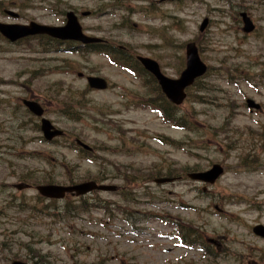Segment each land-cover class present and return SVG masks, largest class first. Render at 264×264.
Masks as SVG:
<instances>
[{
    "label": "rangeland",
    "instance_id": "1",
    "mask_svg": "<svg viewBox=\"0 0 264 264\" xmlns=\"http://www.w3.org/2000/svg\"><path fill=\"white\" fill-rule=\"evenodd\" d=\"M0 2V22L33 21L49 26L61 25L62 14L68 10L79 15L109 4L101 0ZM126 3L143 12L121 10L79 18L84 33L153 58L171 78L183 67L185 45L195 42L209 72L180 108L192 128L177 129L148 107L139 106L141 99L155 97L154 90L142 88L139 78L100 54L49 52V45L31 40L2 44L0 264L14 260L29 264H211L195 244L188 247L189 241L177 237L173 223L197 232L200 244L212 239L229 253L245 252L247 261L256 264L255 258L264 254V240L251 233L254 225H264V0ZM4 10L14 11L17 17L2 14ZM240 12L251 18L252 33H242ZM204 18L209 24L200 33L198 26ZM79 72L105 78L108 89L90 90L85 78L77 77ZM132 98L138 100L133 103ZM23 99L38 101L45 117L65 138L41 141L38 121L23 108ZM247 99L260 109L249 112ZM75 138L93 148L92 156L74 149L71 141ZM167 139L174 144L165 143ZM212 164L224 169L213 185L186 177ZM169 169L175 181L152 183L167 177ZM97 177L138 194L137 202L130 201L131 195L124 199L98 192L101 201L87 200L102 209L73 212L66 210L64 201L48 204L32 187L15 188L20 183L68 185L69 180L75 184ZM143 188L154 197H142ZM66 200L78 205L75 199ZM125 212L140 219L127 220ZM141 212L146 220L137 214Z\"/></svg>",
    "mask_w": 264,
    "mask_h": 264
},
{
    "label": "water",
    "instance_id": "2",
    "mask_svg": "<svg viewBox=\"0 0 264 264\" xmlns=\"http://www.w3.org/2000/svg\"><path fill=\"white\" fill-rule=\"evenodd\" d=\"M243 18V31L250 32L252 30V24L249 19L242 14ZM67 22L63 27H49L45 25H38L36 23H29L28 25H7L0 24V33L8 39L10 42H13L17 39L36 35V34H46L48 36H52L58 39H71L75 41H80L83 44L93 43L99 41L95 38H88L81 33V28L77 22L76 17L72 12H68L66 14ZM207 22L206 20L200 26V31H202ZM186 68L182 71L179 78L176 80H171L164 77L159 70L158 65L144 57H138V60L143 65V67L150 72L157 80L158 84L161 87L162 92L165 94L167 99L179 105L184 97V89L190 86L194 79L201 76L206 67L199 60L197 50L193 43H189L186 45ZM87 83L90 88L103 90L106 88V82L102 78L98 77H88ZM22 104L28 109L30 113L35 115L36 117H41L43 114V110L40 105L31 100H23ZM247 106L249 108L258 109L259 106L254 104L251 100L247 101ZM40 131L43 134V137L46 140H51L55 137L62 135V131L56 129L47 119L42 118L40 120ZM77 144L82 146L85 149H88L86 145L77 141ZM222 174V168L219 165H213L211 169L205 172L200 173H192L189 174L188 177L192 180H197L201 182H206L209 184H213L214 181ZM168 182L167 179H159L155 180V183H164ZM35 190L44 198L47 199H62L66 194H74L75 196H81L87 194L91 191H114L115 187L110 185L97 184L93 181L83 182L76 185L63 186V185H38L35 187ZM252 232L261 238H264V226L256 225L253 227ZM12 264H25L21 262H13Z\"/></svg>",
    "mask_w": 264,
    "mask_h": 264
},
{
    "label": "trees",
    "instance_id": "3",
    "mask_svg": "<svg viewBox=\"0 0 264 264\" xmlns=\"http://www.w3.org/2000/svg\"><path fill=\"white\" fill-rule=\"evenodd\" d=\"M117 3H120V0H117ZM51 45L52 46L48 47V49L46 51L54 52L59 47L56 43H53ZM103 52L110 56L112 63H115V64H118L120 66H123V67L131 70V72L133 74L143 77L144 80H145V83H147V81L149 80V79L146 78L145 72L139 67L138 63H136L135 60L131 58V56H129L127 54H124L123 52H121L118 49L103 50ZM151 90H154L155 97L153 99L149 98L148 100L141 99L142 102L149 103V105L151 107H153L154 109H156L159 112H161L162 113L161 115H162V117L164 118L165 121H167L169 123H173L175 126L183 128V129L192 128V126L188 123L186 117L184 115L179 114V110L177 111V109L175 107H172L171 105H169V103L166 102V100L160 94V92L158 91L157 87L154 84L152 85ZM136 100H138V99H136ZM68 113H69V115L71 114L70 112H68ZM74 114L76 116H80L79 112L75 111ZM80 120L81 119H78V121H80ZM166 176L168 178L173 177V175L171 174V170L170 169L167 172ZM96 180L101 181L103 179L100 178V177H97ZM50 181L51 180H44L43 183H52ZM72 182H73V180H69L70 184H72ZM92 194H93L92 196H94L96 201H101L100 198L97 196L96 192H94ZM124 195H129V194H124ZM144 195H146V194H144ZM64 202H65L66 210L67 211H73V212L85 211L89 207H93V205H98L95 202H93L90 205L89 202L87 201V198H85V197H81V198L77 199L76 202H78V205L71 204L67 200H65ZM55 203H56V201H50L48 204L54 205ZM70 205H73L72 209L68 208V206H70ZM94 207H98V206H94ZM182 235H183V239L184 240L190 238V236H193V237H198L199 236L197 234V232H195L193 230H188V229H185L183 231ZM196 241L198 242V240H196Z\"/></svg>",
    "mask_w": 264,
    "mask_h": 264
},
{
    "label": "flooded vegetation",
    "instance_id": "4",
    "mask_svg": "<svg viewBox=\"0 0 264 264\" xmlns=\"http://www.w3.org/2000/svg\"><path fill=\"white\" fill-rule=\"evenodd\" d=\"M245 263H246V259L243 256L237 257L234 261H227V260L223 261V264H245Z\"/></svg>",
    "mask_w": 264,
    "mask_h": 264
}]
</instances>
